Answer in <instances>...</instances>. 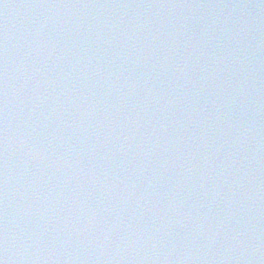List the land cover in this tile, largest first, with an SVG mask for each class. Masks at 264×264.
<instances>
[{"label":"water","instance_id":"95a60500","mask_svg":"<svg viewBox=\"0 0 264 264\" xmlns=\"http://www.w3.org/2000/svg\"><path fill=\"white\" fill-rule=\"evenodd\" d=\"M0 264H99L50 139L1 39Z\"/></svg>","mask_w":264,"mask_h":264}]
</instances>
